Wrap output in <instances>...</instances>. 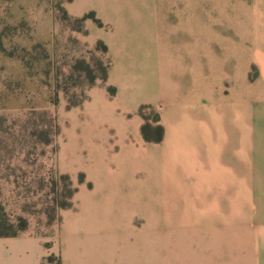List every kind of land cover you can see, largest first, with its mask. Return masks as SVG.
Returning a JSON list of instances; mask_svg holds the SVG:
<instances>
[{
    "label": "rangeland",
    "instance_id": "1",
    "mask_svg": "<svg viewBox=\"0 0 264 264\" xmlns=\"http://www.w3.org/2000/svg\"><path fill=\"white\" fill-rule=\"evenodd\" d=\"M70 1L0 0V215L13 227L24 218L18 235L40 238L53 264L236 262L242 226L226 214L264 203L257 62L244 90L237 77L198 87L194 102L208 106L188 108L185 129L189 87L147 72L158 11L146 25L143 0H107L114 28L94 10L71 14ZM227 174L244 186H222ZM17 242L40 264L37 240Z\"/></svg>",
    "mask_w": 264,
    "mask_h": 264
},
{
    "label": "crops",
    "instance_id": "2",
    "mask_svg": "<svg viewBox=\"0 0 264 264\" xmlns=\"http://www.w3.org/2000/svg\"><path fill=\"white\" fill-rule=\"evenodd\" d=\"M93 1L95 3L92 0H72L67 8L73 15L94 10L103 22L118 28L120 25L114 24L105 15L107 0ZM113 1L118 7V0ZM143 4V10L147 11L145 24L155 25L151 18H154L153 12L158 11L157 24L161 28L158 36L144 40L149 53L148 60H151L147 72L158 75L162 87H189L181 103L182 108L186 109L181 112L185 129H190L187 109L197 107L203 111L208 106L194 102L200 98L198 87L212 90L216 80L217 87H220L221 77H237L235 86L244 90L247 87L249 61L257 62L260 82L264 86V0H158V5L151 4V0H143ZM170 12L173 13L172 17ZM172 19L175 22H169ZM181 30L187 31L189 37L183 39L172 35ZM231 59L234 61L232 71L226 67V62ZM167 77H177L179 83H167ZM180 79L185 81L183 86ZM225 177L227 179L223 180L222 186L243 187L245 184V179L241 180L238 175L237 180L234 179L236 176H232V181L237 184H230L229 174ZM212 182L215 183L213 176L207 179L209 188H212ZM255 182L260 183H255L257 187H264V174H257ZM239 210L238 206L236 211L229 209L226 214L227 220L237 217L242 226L239 258L227 264H264V203L256 201L252 214H245L242 219L244 215ZM246 228L248 240L244 238ZM20 238L37 240L42 246L37 263H52L43 261L46 252L40 238L18 235L0 237V264H32V261L23 259L24 248L17 242ZM230 248L227 250L230 251Z\"/></svg>",
    "mask_w": 264,
    "mask_h": 264
},
{
    "label": "trees",
    "instance_id": "3",
    "mask_svg": "<svg viewBox=\"0 0 264 264\" xmlns=\"http://www.w3.org/2000/svg\"><path fill=\"white\" fill-rule=\"evenodd\" d=\"M0 211L3 212L2 207H0ZM18 220L20 223L16 227H13L11 224L7 223V219H4L0 215V237L17 236L21 231H23L26 227V221L22 217Z\"/></svg>",
    "mask_w": 264,
    "mask_h": 264
},
{
    "label": "bare ground",
    "instance_id": "4",
    "mask_svg": "<svg viewBox=\"0 0 264 264\" xmlns=\"http://www.w3.org/2000/svg\"><path fill=\"white\" fill-rule=\"evenodd\" d=\"M187 122V121H186ZM186 122H185V125H186ZM184 125V124H183ZM187 126H189V125H187Z\"/></svg>",
    "mask_w": 264,
    "mask_h": 264
}]
</instances>
